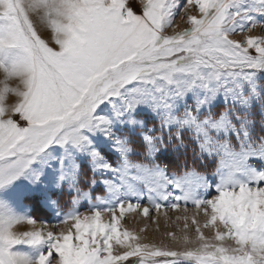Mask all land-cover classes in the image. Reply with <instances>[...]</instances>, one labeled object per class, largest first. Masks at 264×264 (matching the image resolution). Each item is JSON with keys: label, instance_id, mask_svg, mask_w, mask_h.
<instances>
[{"label": "snow or ice", "instance_id": "obj_1", "mask_svg": "<svg viewBox=\"0 0 264 264\" xmlns=\"http://www.w3.org/2000/svg\"><path fill=\"white\" fill-rule=\"evenodd\" d=\"M178 16L189 26L167 34ZM0 76V264H264V168L250 162L264 164V0H143L139 15L126 0H0ZM209 161L214 179L197 171ZM181 201L214 236L193 219L196 239L172 234L174 249L121 228L125 205Z\"/></svg>", "mask_w": 264, "mask_h": 264}, {"label": "rangeland", "instance_id": "obj_2", "mask_svg": "<svg viewBox=\"0 0 264 264\" xmlns=\"http://www.w3.org/2000/svg\"><path fill=\"white\" fill-rule=\"evenodd\" d=\"M127 6L135 13V14H142V6H143V0H126ZM184 3V0H181V4ZM190 11L193 14H198V9L192 8ZM176 25L178 27H174L171 29H168L167 34L171 35L174 31L178 32L182 29L188 27L186 20L180 19L178 16L176 19ZM255 35L262 34V30L260 28H257L254 30L253 33ZM243 34H239L237 38L242 36ZM0 79H2V76H0ZM219 110H223V104H221V107ZM257 121H259V116H257ZM253 135L255 137H258L260 135H264V130H262L259 126V123H257L256 127L253 130ZM110 160L114 159V157L110 156ZM134 162H139L141 160L140 157H133L132 158ZM252 164H254L258 169L264 168V164L261 163L259 159H253L250 161ZM217 167L216 161H209L206 162L204 165L197 166V171L200 173L209 176L210 179H214L211 174L214 172L215 168ZM82 171H83V179L84 183H82V187L85 188V190H88L86 187L87 180L92 176L91 169L88 167L87 164H82ZM173 171H176L175 168H171L169 171V174L171 175ZM182 174V173H178ZM100 179H112L111 174H106L104 177L97 176V180ZM91 195L96 198H105L108 194L106 191V188L103 184H97L94 188L91 189ZM69 198L67 196L63 197L60 203V212L64 213L69 210L68 207H66V201ZM134 199V198H133ZM98 202V200L93 201ZM25 204L28 206V208L31 211V214L34 216V218L37 219L38 222L47 221L49 223V226L52 224H55L58 220L57 214L48 207L43 206L42 204H39L35 200H26ZM142 207H149L151 209V206L147 203V199L141 201ZM142 207L140 209H136L134 211H128L127 205H125V212L123 217L120 220L121 228L124 230H127L131 233H133L135 236L139 238V243L141 244H155L158 247H171L174 249L182 248V245H177L173 239L172 234H175L177 237L187 235L190 240H195L197 237V233L195 231L197 224L193 223V219L200 225L201 231L204 233L206 237L211 238L215 234V229L208 227L205 228L203 225L205 224L208 217L204 215V212L201 209H197L191 202H189L187 205H185L182 201L179 202V207L176 209H173L170 204L166 207H162L159 212H156L154 209L150 210L149 214L145 216L142 212ZM81 211H87L88 205L87 202H82L80 205ZM119 215V210L117 212ZM177 217H180V219H177ZM187 217V220L184 218ZM104 221H108L111 218L110 213H105L102 216ZM218 226L219 225V222ZM185 224H187V228H185ZM61 227H64L61 225ZM222 227V226H221ZM31 226L27 224L18 225L17 231H27L30 230ZM225 243H232L231 241H226ZM26 250V249H25ZM115 251L117 252H123L124 249L120 248L119 246L115 247ZM136 257H131L125 264H134V261L136 260ZM163 259V258H158Z\"/></svg>", "mask_w": 264, "mask_h": 264}, {"label": "bare ground", "instance_id": "obj_3", "mask_svg": "<svg viewBox=\"0 0 264 264\" xmlns=\"http://www.w3.org/2000/svg\"><path fill=\"white\" fill-rule=\"evenodd\" d=\"M40 34H41L42 37L45 38L46 40H48V39L51 37V35H52L50 29H48V30H44V31H42ZM52 43H53V45H54V40L52 41Z\"/></svg>", "mask_w": 264, "mask_h": 264}]
</instances>
